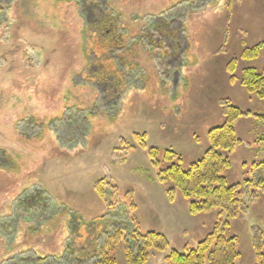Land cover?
<instances>
[{"label":"rangeland","instance_id":"1","mask_svg":"<svg viewBox=\"0 0 264 264\" xmlns=\"http://www.w3.org/2000/svg\"><path fill=\"white\" fill-rule=\"evenodd\" d=\"M73 1L0 0V264L17 256L28 263V254L73 264L66 254L72 213L86 223L102 218L106 228L135 217L142 232L162 234L171 249H193L218 212L190 215L178 191L170 203L172 184L157 180L148 149L181 155L187 169L207 149L208 131L223 124V101L264 115V100L239 83L242 70L264 69V48L256 59L240 58L264 42V0H105L126 26L150 28L166 13L173 27H183L167 66L166 52L137 50L138 69L120 94L82 79L80 35L92 6L78 0V9ZM233 59L231 84L226 67ZM235 128L241 144L224 176L243 186L251 165L264 161V141L258 142L264 119L244 118ZM101 180L107 203L93 189ZM252 192L243 186L239 197L247 201ZM254 192L257 198L225 231L238 240L236 264H255L254 236H264V195ZM164 257L152 252L147 264H168ZM115 259L125 264L123 242Z\"/></svg>","mask_w":264,"mask_h":264},{"label":"trees","instance_id":"2","mask_svg":"<svg viewBox=\"0 0 264 264\" xmlns=\"http://www.w3.org/2000/svg\"><path fill=\"white\" fill-rule=\"evenodd\" d=\"M82 1L86 3L87 0ZM88 1L92 6L90 13L93 19L88 20L84 25V35L80 36L83 37L81 52L84 69L88 67L90 73L82 69L80 75L82 74L83 80L93 84H104L108 91L116 90L120 94L128 74L138 69L136 68L139 63L136 59L137 50L145 49L141 56H147L150 51L157 55L166 52L164 64L165 66L169 64L170 50L177 52L176 45L180 43L178 40L183 30L181 23L178 22L179 28L173 27L174 19L172 17L168 19V15L163 13L161 17L152 19L150 28L126 26L109 9L110 5L107 1ZM102 3L105 4V8ZM73 4L76 8L80 7L78 9L82 7L78 0H74ZM145 39L147 45L144 43ZM263 48L264 42H261L242 51L240 58L256 59ZM88 58L91 60L90 64ZM156 59L159 64L163 63L160 58ZM91 67H94V70H91ZM235 69L236 60L233 59L226 67L231 84L237 80L234 76ZM239 83L248 94L264 100V69L261 73L253 68L242 70ZM220 106L223 124L208 131L207 149L187 169L183 168L181 155L169 150L160 152L158 149H148L151 165L158 170L157 180L161 184H172V187L166 190L170 203L175 201V192L178 191L187 202L190 215L218 212L212 231L198 242L195 248L178 252L171 249L167 238L162 234L154 231L142 232L135 217H131L127 225L106 228L102 226L104 222L102 218L86 223L72 213L68 224L66 254L72 256L73 264H116L115 252L121 242H123L125 264H147L152 252L165 255L164 261L168 264H236L239 258L238 240L235 236H225V231L230 226L231 220L247 210L248 202H253L257 198L254 191L264 195V161L251 165V176L243 183L246 191L253 190L248 194L247 201L239 197V190L243 186L229 185L224 174L231 167L229 156L241 144L237 138L236 124L244 118L261 121L264 115L242 111L228 100L223 101ZM135 137L140 146L146 148L144 136ZM262 141L264 139L258 142ZM161 164L167 166L162 168ZM105 182L101 180L95 183L93 189L98 198L107 203ZM130 208L135 210V205L131 204ZM263 247L264 236L262 233H257L253 240L255 264H264ZM21 257H15L16 262L11 260V264H21L19 263ZM24 257L29 262L25 261L23 264H50L46 258L34 259L29 254ZM54 261L58 264L60 262L59 259Z\"/></svg>","mask_w":264,"mask_h":264},{"label":"crops","instance_id":"3","mask_svg":"<svg viewBox=\"0 0 264 264\" xmlns=\"http://www.w3.org/2000/svg\"><path fill=\"white\" fill-rule=\"evenodd\" d=\"M156 264H160V263H156Z\"/></svg>","mask_w":264,"mask_h":264}]
</instances>
